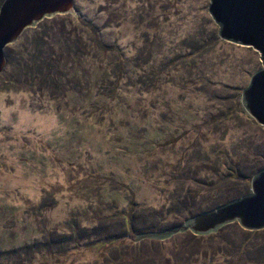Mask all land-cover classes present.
Wrapping results in <instances>:
<instances>
[{"label": "rangeland", "instance_id": "374dc122", "mask_svg": "<svg viewBox=\"0 0 264 264\" xmlns=\"http://www.w3.org/2000/svg\"><path fill=\"white\" fill-rule=\"evenodd\" d=\"M209 5L75 0L6 47L0 264H264V229L238 223L138 240L251 193L264 168L242 106L260 55L221 39Z\"/></svg>", "mask_w": 264, "mask_h": 264}, {"label": "water", "instance_id": "95a60500", "mask_svg": "<svg viewBox=\"0 0 264 264\" xmlns=\"http://www.w3.org/2000/svg\"><path fill=\"white\" fill-rule=\"evenodd\" d=\"M75 0H4L0 6V73L6 66V47L19 41L27 28L44 18L72 13ZM209 13L225 41L253 48L262 68L255 72L242 92V106L264 128V0H210ZM238 223L248 231L264 229V168L251 181V193L211 211L187 219L184 224L163 233L140 235L141 239L165 240L191 231L209 235L226 225Z\"/></svg>", "mask_w": 264, "mask_h": 264}, {"label": "trees", "instance_id": "16d2710c", "mask_svg": "<svg viewBox=\"0 0 264 264\" xmlns=\"http://www.w3.org/2000/svg\"><path fill=\"white\" fill-rule=\"evenodd\" d=\"M4 1V0H3ZM3 3V2H2ZM2 5V4H1ZM0 5V6H1ZM49 22H52V21H49ZM43 24L44 23H41L38 27L42 30V29H44V30H42V33H43V35H48L49 33L50 34H52V28L51 29H47V30H45V28L43 27ZM52 27V26H51ZM86 29L87 30H89V31H91V32H93L92 30H94L93 29V26L92 25H89V24H87L86 23ZM48 43V41H46L45 42V40H44V38H40V39H35V42H34V48L37 50V51H35V52H37V56H38V60H40L41 62H43V63H48L49 64V59L51 58V55L49 54V47H46V45L45 44H47ZM46 78V77H45ZM51 82H50V79H43L42 80V82L39 84V88L41 89V88H46V89H48L50 86H51V84H50ZM56 86V85H55ZM55 86H51V87H55ZM108 87V85H106L105 87H102V88H107ZM105 90V89H104ZM258 171H260V169L259 170H257L256 171V173L258 172ZM254 173H255V171H254ZM253 173V174H254ZM247 193H249V192H247ZM247 193H245V194H247ZM245 194H243V195H245ZM241 197H242V195H240ZM239 196V197H240Z\"/></svg>", "mask_w": 264, "mask_h": 264}]
</instances>
